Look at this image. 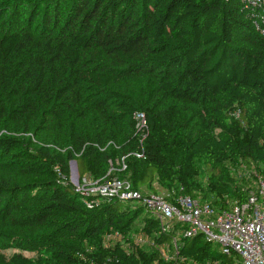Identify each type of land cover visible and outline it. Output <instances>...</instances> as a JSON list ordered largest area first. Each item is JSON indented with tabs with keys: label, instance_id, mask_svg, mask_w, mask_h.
Returning <instances> with one entry per match:
<instances>
[{
	"label": "trees",
	"instance_id": "1",
	"mask_svg": "<svg viewBox=\"0 0 264 264\" xmlns=\"http://www.w3.org/2000/svg\"><path fill=\"white\" fill-rule=\"evenodd\" d=\"M255 11L243 0H0V264H242L179 224L159 233L138 202L85 199L69 176L74 161L79 179L218 210L244 203L264 183ZM114 232L129 245L139 233L176 239L177 255L109 247Z\"/></svg>",
	"mask_w": 264,
	"mask_h": 264
},
{
	"label": "built area",
	"instance_id": "2",
	"mask_svg": "<svg viewBox=\"0 0 264 264\" xmlns=\"http://www.w3.org/2000/svg\"><path fill=\"white\" fill-rule=\"evenodd\" d=\"M245 9H255L253 25L264 37V0H243ZM134 119L145 128L142 114H135ZM79 179V176H78ZM260 181V180H259ZM73 185L75 192L85 199L103 198L121 202H138L146 209L159 225V233L170 230L174 224L184 227L185 237L202 235L207 242L216 244L225 256L235 255L242 264H264V184H259L257 191L249 192L247 200L232 203L225 210L217 209L210 203L201 202L188 196H172L170 193L143 194L132 190L127 180L105 177L93 181L88 176L79 179ZM106 245L138 250L155 248L163 261L169 262L178 252V242L172 240L171 248L156 246L154 241L143 233L132 238V244L126 242L118 232L106 236Z\"/></svg>",
	"mask_w": 264,
	"mask_h": 264
},
{
	"label": "rangeland",
	"instance_id": "3",
	"mask_svg": "<svg viewBox=\"0 0 264 264\" xmlns=\"http://www.w3.org/2000/svg\"><path fill=\"white\" fill-rule=\"evenodd\" d=\"M133 120H134V122H135V127H136V129L138 130V132H144V131H145V128L142 127V124H141L140 122H137L135 119H133ZM75 181L79 182L78 174H77V172H75L74 170H73V171L70 170L69 183L73 186V185L76 183ZM260 181H263V180H260ZM256 182H259L258 178H257V181H256ZM263 184H264V183H263ZM255 191H257V188H254V190H252V191H250V192H255ZM159 194H160V193H159ZM217 247H218V246H217ZM217 251H220L219 247L217 248ZM12 252H13V251L11 250V251H7V252H5L4 254H5L6 256H9ZM23 254H24L25 256H27V257H31V256H33L32 253H23Z\"/></svg>",
	"mask_w": 264,
	"mask_h": 264
},
{
	"label": "water",
	"instance_id": "4",
	"mask_svg": "<svg viewBox=\"0 0 264 264\" xmlns=\"http://www.w3.org/2000/svg\"><path fill=\"white\" fill-rule=\"evenodd\" d=\"M70 170H71V171L74 170L75 172H77L76 163H75L74 161L70 163Z\"/></svg>",
	"mask_w": 264,
	"mask_h": 264
}]
</instances>
